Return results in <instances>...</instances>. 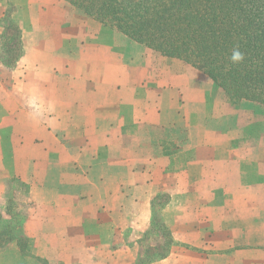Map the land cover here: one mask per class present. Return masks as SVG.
I'll list each match as a JSON object with an SVG mask.
<instances>
[{
  "label": "crops",
  "instance_id": "obj_1",
  "mask_svg": "<svg viewBox=\"0 0 264 264\" xmlns=\"http://www.w3.org/2000/svg\"><path fill=\"white\" fill-rule=\"evenodd\" d=\"M58 6L0 0V264H264L262 104Z\"/></svg>",
  "mask_w": 264,
  "mask_h": 264
},
{
  "label": "trees",
  "instance_id": "obj_2",
  "mask_svg": "<svg viewBox=\"0 0 264 264\" xmlns=\"http://www.w3.org/2000/svg\"><path fill=\"white\" fill-rule=\"evenodd\" d=\"M64 1L162 55L201 69L228 100L264 105V0ZM234 46L245 55L238 65L228 60ZM4 234L1 239H8Z\"/></svg>",
  "mask_w": 264,
  "mask_h": 264
},
{
  "label": "rangeland",
  "instance_id": "obj_3",
  "mask_svg": "<svg viewBox=\"0 0 264 264\" xmlns=\"http://www.w3.org/2000/svg\"><path fill=\"white\" fill-rule=\"evenodd\" d=\"M56 1V3H58V10H57V12H58V14L57 15H59L60 16V14H61V12L63 11V9L61 8V7H64L65 8V5H68V6H71V7H73L74 9H78V10H80L81 12H83L84 14H86L82 9H80V8H78V7H75V6H73V5H71V4H69L68 2H66V1H64V0H55ZM60 5H62V6H60ZM88 17H91L90 15H88V14H86ZM96 20V19H95ZM107 29H108V31H110V32H115V33H117V34H121L122 35V33L121 32H119V31H117V30H115V29H113V28H110V27H107V26H105ZM10 29H11V34L7 37V39L6 40H1L0 39V61H2V58H4L6 61H8L9 62V65H14L15 63H16V59H17V56H19V54H21V50H20V46L18 45V41H17V37H18V29L16 28V27H10ZM126 36V35H125ZM125 36H123V37H125ZM3 38H6L5 36L3 37ZM126 38L127 39H129L130 41H134L133 39H131V38H129V37H127L126 36ZM136 42V41H135ZM138 43V42H137ZM141 44V43H140ZM148 47V46H147ZM150 48V47H149ZM152 49V48H151ZM156 51V50H155ZM156 52H158V51H156ZM158 53H160V52H158ZM161 54V53H160ZM222 94H223V97H225L226 98V96H225V94L222 92ZM261 106H263L264 107V105L262 104ZM263 113V112H262ZM260 114V115H258L257 116V120L259 119L260 121H263V119H264V115L263 114ZM251 129H254V127L253 128H251ZM257 130V131H256ZM255 131H256V135L257 136H255L258 140H261V139H264V125L262 124V125H260V127L258 128V129H256ZM226 170H221V173H222V178H224L225 177V175H226ZM160 206H161V203H156V210L158 209V208H160ZM15 211V210H14ZM158 211V210H157ZM15 213V212H14ZM20 220V217H16V220H15V222H16V225L20 222L19 221ZM165 229V228H164ZM3 232L5 233L4 235V237L5 238H8V239H6V240H2L1 239V237H3ZM164 232H165V235H164V244H163V246H165V244L167 243L166 242V240H167V235H166V231L164 230ZM0 233H2V235H0V245L1 244H3V245H5V244H8V242H10V241H12V240H15L17 237H19V234L16 232V229H15V226L12 228H10V229H8L7 230V233L5 232V230H0ZM21 237V236H20ZM21 241H22V238L20 239ZM160 249H161V247H160V244H155V246H154V250H156V251H160Z\"/></svg>",
  "mask_w": 264,
  "mask_h": 264
},
{
  "label": "clouds",
  "instance_id": "obj_4",
  "mask_svg": "<svg viewBox=\"0 0 264 264\" xmlns=\"http://www.w3.org/2000/svg\"><path fill=\"white\" fill-rule=\"evenodd\" d=\"M245 59V55L240 51L239 46H234L231 50V54L228 57L230 65H238Z\"/></svg>",
  "mask_w": 264,
  "mask_h": 264
}]
</instances>
